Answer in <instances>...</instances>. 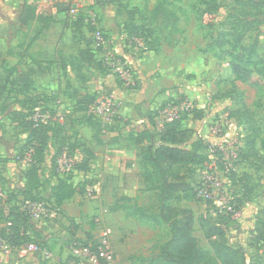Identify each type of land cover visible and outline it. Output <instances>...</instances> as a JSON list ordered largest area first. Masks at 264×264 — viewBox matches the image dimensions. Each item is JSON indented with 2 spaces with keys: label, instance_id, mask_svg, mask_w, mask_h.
Returning a JSON list of instances; mask_svg holds the SVG:
<instances>
[{
  "label": "rangeland",
  "instance_id": "obj_1",
  "mask_svg": "<svg viewBox=\"0 0 264 264\" xmlns=\"http://www.w3.org/2000/svg\"><path fill=\"white\" fill-rule=\"evenodd\" d=\"M205 1H172L174 8L183 9H177L180 22L188 26L194 23L201 26V29H186L181 35L177 33L176 37L180 45L176 57L180 62L186 63V68L183 70V81L176 86V90L180 92L174 99L186 98L193 102L195 111L201 112L198 118L192 111L183 119H187L188 126H200V130L193 131L192 148L198 147L201 154L207 158L192 170L190 167L184 168L182 173L188 177L193 188L197 187L206 173H212L213 169L208 166L209 152L211 155L212 147L219 143L231 144L230 147L236 148L237 153L240 151L241 161H237L238 157L233 160V168L237 174L235 178L229 177L217 167L214 169L221 185L219 190H213V201L195 197L191 202L183 201L178 206L174 205L173 201L167 204H172L176 209H191L193 235L198 239L200 246L210 253H213L215 242L219 239L207 238L206 231L215 225L221 229L230 247L236 249L238 246L246 250L250 264H264V86L256 87L236 78L231 72L227 55L231 50L239 51L241 46L251 64L264 66V13L257 15L255 9L241 5L237 0H216L217 10L206 15L203 4ZM40 4H43L44 8H49L50 5L49 0ZM94 8L100 13L98 6L94 5ZM70 13L76 14L75 11ZM92 15L96 16L99 23L98 14ZM76 17L77 15H74L67 23L72 24L71 21ZM86 26L90 28L88 23ZM14 30L5 29V33L0 36V194L3 197L21 190L20 175L32 154L31 150L23 149L29 130L17 125L13 118L14 112L22 111L26 118L36 110L44 109L48 114L52 113L54 118L63 124L61 128H54L55 132L50 130L55 133V142L59 144L61 138L67 137L70 144L82 150L83 142L77 135H88L85 121L93 120L86 116L82 105H79L82 104L83 98H78L75 90H80L81 96H96L104 92L110 93L107 83L110 80L124 86L101 64L103 48L93 43L90 31L87 35L88 42L74 31L70 35L64 31L59 35L56 33L53 35L54 42L46 49L47 61L32 62L27 54L33 49L27 51L25 48L32 36L28 35L25 39L20 36L18 39L19 34ZM33 30L31 34L35 33V29ZM220 31L232 34L223 36L232 42L231 45L226 44L221 49L202 45L204 34V37L208 38L207 42H211ZM104 32L106 33L105 30ZM159 33L166 35V31ZM154 38L152 33L147 36V49L142 52L154 49ZM236 39L239 43L234 42ZM110 48L114 51L111 40ZM191 49L198 54L197 61L196 58L183 61L179 52H189ZM202 51L209 52L203 61ZM87 52L95 57L96 62H101L100 68H87L88 66L81 63H86L83 61V53L88 54ZM76 57L78 63H72ZM180 62H177V65H180ZM136 85L128 88H134ZM55 164L51 168L57 174ZM241 175L244 190L240 182L237 183V177ZM74 180L77 182L75 202L87 210L83 209L84 212L81 211L77 216L81 227L94 224L96 219L100 222L98 228L106 227L105 223L108 224L109 221L105 216H108L110 211L107 204L117 193L111 190L101 193L94 189L92 196L88 197L83 186L86 181L94 184L93 178L80 176ZM157 194L159 192L151 191L139 195L142 210L147 212L146 216L158 214L160 203ZM52 195L53 190H50L49 185L38 190L36 200L44 204L45 213L40 220H32L28 216L31 225L29 232L33 239L53 253L50 260H43L40 254L36 255L39 264H62L63 260L66 261L68 236L76 226H80L76 223L70 224L64 210L52 201ZM238 197L242 199L236 202L234 198ZM223 199L228 203L232 202L229 203L232 211L223 210ZM28 201L31 200L17 195L13 204L24 210ZM102 201L106 204L101 203ZM142 230L143 234L137 233L131 241L137 240L140 246L138 252L142 254L144 251L149 257L155 253V249H152L154 244L158 246L159 242L166 238V226H144ZM23 257L14 254L8 264H25L26 260L30 259L29 256L24 259Z\"/></svg>",
  "mask_w": 264,
  "mask_h": 264
},
{
  "label": "crops",
  "instance_id": "obj_2",
  "mask_svg": "<svg viewBox=\"0 0 264 264\" xmlns=\"http://www.w3.org/2000/svg\"><path fill=\"white\" fill-rule=\"evenodd\" d=\"M45 1L48 0H0V36L8 28L15 29V33L18 32V39L20 36L25 39L28 35H31V39L25 45L27 51L30 48L33 49L32 52L28 51V58L32 62L47 61L46 49L54 42L56 33L57 35L62 31L68 33V35L73 33V23H67L71 17L73 18L74 15H77L83 19L81 30L85 39L88 40L87 35L89 31L91 32V28L86 26V21L92 13H97L99 26L106 31L111 43H113L115 53L122 56L137 77V85L134 88L117 85L111 80L107 82L110 93L117 102L118 113L112 121L104 119H92V122L85 121L89 134L78 133L77 136L85 144L83 147L87 149L88 155L84 153L83 149L79 150V147H77L74 150V158L76 163L87 159L88 170L86 172H77L70 179V183L76 186L77 182L74 179L77 177H87L88 179L91 177L94 180L93 185L96 191L102 193L111 190L117 193L116 196L113 195L111 197L112 200L107 204V206H110V211L107 214L108 216L105 217L109 222L108 224L105 223V225L110 232L116 260L119 264H130V256L147 257L144 251L142 254L138 252L140 246L137 240L131 241V239H134L137 233L142 235L144 231L142 227L144 226L149 228L158 226L153 221L141 216L136 209V207L142 209L139 195L142 192L154 191L151 189L152 181L150 179L148 181L146 178L152 168L149 165H147V169L143 167L141 151L145 150L153 142V138L156 140L152 136V132L156 128L154 116L156 109L165 101L176 98V95L180 92L176 90V86L183 81V70L186 68L184 67L186 63L180 62L181 60H177L176 57L180 48L176 38L177 33L181 35L186 29L190 30L191 27L195 29L199 27L201 29V26H197L195 23L188 26L180 22L178 18L180 14L177 9H183L180 7L174 8L172 0H124L120 4L108 2L107 0H49V8H44V5L40 4V2L44 3ZM57 1L66 3L70 1L76 14L69 13L66 15L64 12H57L53 7V3ZM30 2L36 4V13L40 12L51 17L47 25L43 26L36 20L28 21L23 26L19 25L20 12ZM94 5L99 7L100 13L94 8ZM158 5L173 12L178 19L174 22L171 17L169 19L163 13L152 18L150 12ZM133 27H146L155 35L154 49L140 54H134L125 49L126 29L129 30ZM33 29H35V33L31 34L30 32L31 30L34 31ZM165 31L166 35H160L159 32ZM204 35L202 37L204 40L202 45L206 46L207 38ZM48 38L50 40H47ZM22 41L21 43H23ZM192 50L179 52L183 61H189V59L193 58H196L197 61L198 54ZM208 54L209 52H203L201 61ZM76 59L77 57L74 58L72 63H78ZM177 62H180V65H177ZM81 63L88 66L87 68L95 67L88 62ZM75 91V95L81 98L80 90ZM83 95L87 96L86 94ZM186 122L187 119H182L179 123V128L189 129L192 132L189 139L179 146L196 150L197 153L201 154L198 147L192 148L194 145L191 138L193 131L196 129L200 130V126H188ZM155 145H159V142L157 141ZM53 153V146L47 147L44 151L39 169L42 184L40 189L45 185H49L50 190H53L59 181L64 180L62 175L52 171ZM197 166L199 164L190 165L189 169L192 170V168L194 169ZM183 169H179V174L184 177L186 182L190 183L188 177L182 173ZM20 177L22 178L23 188L26 184L25 168ZM183 201L191 202V200L183 198L173 200L174 205L177 206ZM101 203L106 204L104 201ZM60 207L64 210L66 216L73 219L77 225L79 224L77 216L81 211L84 212L83 209L87 211L86 208L75 202L74 195L70 199L64 200ZM185 209L190 208L186 207ZM81 228L80 225L72 231L75 237L84 239L85 232L91 233L94 237L99 233V228L94 226V224L85 225ZM70 239L71 235L69 234L68 241ZM155 245L152 247L153 250L155 249L153 254L158 252L159 245ZM14 254L16 253L10 255L0 253V262L8 264ZM36 255L38 254L25 255L23 259L28 256L30 259L26 260L27 263H24L39 264Z\"/></svg>",
  "mask_w": 264,
  "mask_h": 264
},
{
  "label": "trees",
  "instance_id": "obj_3",
  "mask_svg": "<svg viewBox=\"0 0 264 264\" xmlns=\"http://www.w3.org/2000/svg\"><path fill=\"white\" fill-rule=\"evenodd\" d=\"M107 1L120 4L124 0ZM237 3L255 9L257 15L264 13V0H237ZM203 4L206 15L217 10L216 0H206ZM53 7L57 12H64L66 15L73 9L70 1L67 3L54 2ZM36 8L37 6L33 2L23 7L19 15L20 26L33 20L40 22L43 26L50 22L51 17L40 12L36 13ZM150 13L152 18L163 13V15L169 17V19L172 18L174 22L178 19L173 12L164 9L161 5L154 7ZM72 22L74 33L79 34L80 38H83L84 35L81 30L83 19L77 16ZM128 32H139L146 37L151 34L150 30L146 27H133L130 28ZM225 35L232 34L220 31L215 38H212L211 42H207L206 46L209 48L221 49L226 44L231 45L232 42L223 37ZM86 41L88 42V40ZM234 42L239 43V40L236 39ZM98 49L100 48L98 47ZM243 51V47L240 46L239 51L231 50L227 52L232 74L239 80L253 86H264V66L251 64L245 57ZM87 53L88 54L83 53V59L89 64L100 68L101 62H96L95 57L90 52ZM82 98L83 102L80 105H82V109L85 112L88 104L93 102L95 96L87 95L82 96ZM41 111L45 112L44 109ZM192 111H194V115L197 118L201 116V112L195 111L194 109ZM33 113L32 111L31 114L33 115ZM32 115L26 118V115L24 116L22 111L13 113V118L17 121V125L29 130L28 139L23 146L24 151L31 150L32 152L25 166L26 184L20 191L17 190L16 194H8L5 197L0 194V223L10 222L8 226L0 228V237H5L12 247H22L26 243L37 242L29 232L31 230V225L28 220V214L13 204V202L17 195H22L26 199L36 200L37 191L40 190L42 186L39 169L45 149L47 147L49 148V146H53L54 148L52 158L53 166L56 162V158L61 154L64 147H66L71 154H74V150L77 148L76 145L70 144L67 137L61 138L59 144L55 142L56 139L53 138V134L55 135L54 128H61L63 124L58 122L52 113L49 114L48 119L44 122H39L37 125H34ZM184 116L185 115L179 120L163 125L159 130L155 129V131L152 132V136L155 137L156 140L153 138V142L145 150L141 151L143 167L147 169V165H149L152 168V171L147 174L146 178L148 181H152L151 189L159 192L157 198L160 203V210L158 214L146 216L147 213L144 210L141 208L136 209L140 215L146 217V219L158 225L166 226V238L159 244L156 254H152L149 257L130 256V264H250L246 250L238 246L236 249L230 247L226 243V238L218 226H210L206 231L207 238L217 237L219 239L218 242H215L213 253L202 248L198 239L193 235V213L191 210L185 208L176 209L172 204H167L170 201L180 198L193 200L196 197L193 186L186 182L184 177L179 174V169L194 164H201L207 160L206 156L197 153L196 150H190L179 146L189 139L190 133L192 132V130L189 129L179 128V123ZM51 129H53L52 131L54 132H51ZM157 141L159 145H155ZM80 145L81 143H79L78 146ZM84 145L85 144L82 143V147ZM82 149L85 154L88 153L85 147ZM217 154L220 156V152H217ZM237 157V161L240 162V151H238ZM87 161L86 159L76 163V171L86 172L88 170ZM218 164L220 168L223 167L221 162H218ZM234 164L235 163H233V165ZM52 171L54 172L53 168ZM226 173L231 178H235L237 175L233 169H229ZM62 176L64 180L59 181L57 186L53 188V195L51 198L57 206H61L64 200L70 199L76 192L75 186L70 183L72 174ZM242 178V175L238 176L237 183L240 182L239 184L242 185L243 188L245 185ZM244 189L245 188H243V190ZM234 199L238 202L242 198L238 197ZM68 221L70 224H74L73 219L68 218ZM70 235L71 241L73 240L83 245H90L94 248L95 240L91 233L85 232L84 239L75 237L73 233Z\"/></svg>",
  "mask_w": 264,
  "mask_h": 264
},
{
  "label": "built area",
  "instance_id": "obj_4",
  "mask_svg": "<svg viewBox=\"0 0 264 264\" xmlns=\"http://www.w3.org/2000/svg\"><path fill=\"white\" fill-rule=\"evenodd\" d=\"M74 11L71 9L70 12ZM86 23L91 28V39L94 44L102 47V65L105 66L111 74H114L126 87H133L136 85L135 72L130 66L126 64L122 56L117 55L112 48H110V39L104 30L99 26L95 15L90 16ZM124 47L126 50L132 53H139L147 49V37L139 32L127 33L124 39ZM141 50V51H140ZM194 109V104L188 99H173L161 104L155 111V129H160L163 125L171 123L175 120H179L183 115H186ZM86 116L92 119H104L106 121H112L117 113V102L113 98L112 94L104 92L97 94L90 104H88L85 112ZM49 118L48 112H42L36 110L32 115L34 125L39 122H44ZM231 144L224 145L222 143L216 144L212 147L213 152L210 155V162L208 163L209 169H213L212 173L208 172L203 177L197 187L194 188L196 197L205 201L211 202L214 200L215 194L213 190H219L221 182L214 173V169L217 167L223 172H227L229 169H233L234 159L238 153L236 148L230 147ZM220 152V156L217 154ZM29 159V157H28ZM29 161V160H28ZM218 162L223 164L220 168ZM56 171L62 175L77 174L75 169L74 154L69 153L66 147L63 148L61 154L56 158ZM84 189L87 193L86 196L91 197V193L94 191V185L85 182ZM224 198V197H222ZM223 210H231V201L228 203L225 199L222 200ZM24 211L32 220H40L41 216L45 213V207L42 202L37 200L28 201L26 209ZM9 221L0 223V228L8 226ZM99 220H95L94 226L98 227ZM94 248L90 245H83L76 241H69L67 246L68 258L63 260L62 264H119L116 260L113 250L110 232L107 227L99 228V233L94 237ZM0 253L3 255H10L16 253L19 255H27L32 253L40 254L43 260H50L53 257V253L49 248L43 247L39 242H29L22 247H12L9 245L5 237H0Z\"/></svg>",
  "mask_w": 264,
  "mask_h": 264
}]
</instances>
